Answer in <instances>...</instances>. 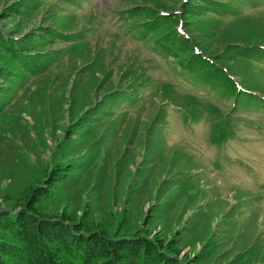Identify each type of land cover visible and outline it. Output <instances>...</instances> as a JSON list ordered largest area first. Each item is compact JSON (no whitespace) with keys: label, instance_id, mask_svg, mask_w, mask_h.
I'll return each mask as SVG.
<instances>
[{"label":"rangeland","instance_id":"obj_1","mask_svg":"<svg viewBox=\"0 0 264 264\" xmlns=\"http://www.w3.org/2000/svg\"><path fill=\"white\" fill-rule=\"evenodd\" d=\"M186 1L0 0V36L39 32L45 54L34 74L6 55L0 73V218L29 222L37 264L42 221L98 244L140 235L180 264H264V0L193 17ZM175 32L205 72L158 41ZM116 254L102 264H150Z\"/></svg>","mask_w":264,"mask_h":264},{"label":"trees","instance_id":"obj_2","mask_svg":"<svg viewBox=\"0 0 264 264\" xmlns=\"http://www.w3.org/2000/svg\"><path fill=\"white\" fill-rule=\"evenodd\" d=\"M251 2L254 3V0H187L183 3L181 11H185L189 17L195 15L204 14L206 12L218 13V14H235L239 7L243 3ZM139 6H133L124 10H121L119 14H122L120 18L130 19L135 17L139 12ZM173 16V21L176 20V15ZM185 16V15H184ZM147 26V30L156 29L157 22L152 19L144 22ZM36 34L30 33L27 34L23 40H17L12 36H0V73L7 72L9 66L5 65L4 56L8 55L11 61L17 63L18 68L24 70L26 73H36L44 69L42 62L45 59H41L45 54H33L32 50L37 47V43H43ZM50 35L56 38L65 37L61 33H57L55 30L49 32ZM57 33V34H56ZM42 35V33L40 34ZM164 41L165 47L170 50L171 43L173 47L171 51L174 50L175 45H178L179 50L187 48L189 51L190 61L194 66H198V70L209 68L210 63L204 58H200L196 55V50L192 47L191 41L185 38L184 36H179L177 32L173 34H166L158 39V41ZM234 44H229V47H233ZM183 60L186 61L188 55H182ZM196 57L197 60L194 61L193 58ZM204 71V72H205ZM10 80V79H9ZM66 171L70 169H65L66 174L60 177L58 183L64 182L66 176L69 175ZM55 185V184H54ZM56 186V185H55ZM55 187H50L47 192H41V189L38 193L39 199L42 201H51V197L58 190ZM41 192V194H40ZM47 193V194H46ZM44 195V196H43ZM44 197V198H43ZM29 210V209H28ZM32 215L43 218L33 211H30ZM9 216V217H8ZM0 222L4 231L11 237L12 240H0V264H37L39 263V257H35L32 254L31 246L26 242L28 238L21 232L23 226L29 224L28 221L22 223L19 220V215H4L1 216ZM14 217H18L16 220H12ZM41 222V239L38 242L39 249L42 250V254L47 255L48 263L51 264H88V259L92 258V264H96V261H99L97 264H102L107 261L110 256H117L116 251L122 250L126 251L127 255L138 254L142 251L144 257H148L150 264H180L177 257L168 256L166 252H158V249H154L153 244H147L151 242L148 238H143L140 235H123L124 237L120 240H110L104 241L103 243L98 244L97 235H92L88 230H77L76 228H68L60 222L46 221V223H51L52 226H46ZM47 231L49 235L45 233ZM45 238H44V236ZM97 238V239H96ZM46 239L48 242H57L56 244H61L65 248L64 254L57 255L56 252L53 256L48 252L45 247ZM38 249V248H37ZM118 249V250H115ZM171 255V254H170ZM35 257V258H34ZM46 258V259H47ZM91 264V263H90Z\"/></svg>","mask_w":264,"mask_h":264}]
</instances>
